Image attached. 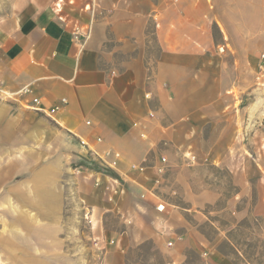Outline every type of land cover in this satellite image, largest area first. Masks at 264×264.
<instances>
[{"label":"crops","instance_id":"0c3cea01","mask_svg":"<svg viewBox=\"0 0 264 264\" xmlns=\"http://www.w3.org/2000/svg\"><path fill=\"white\" fill-rule=\"evenodd\" d=\"M263 47L264 0H61L43 16L0 19V96L18 105L37 98L38 108L54 109V121L84 148L106 162L118 154V181L153 212L148 235L165 264H264L246 259L231 236L247 220L264 232V195L256 190L249 200L264 178H250L242 148L239 163L218 158L210 165L226 167L235 187L222 200L190 160L228 150L189 147L185 127L171 123L185 115L199 122L201 109L221 106L218 75L232 72V59ZM204 75L212 81L202 82ZM202 91L214 99L204 100ZM159 136L176 145L161 153V174ZM113 208L121 216L138 212L118 201Z\"/></svg>","mask_w":264,"mask_h":264},{"label":"rangeland","instance_id":"374dc122","mask_svg":"<svg viewBox=\"0 0 264 264\" xmlns=\"http://www.w3.org/2000/svg\"><path fill=\"white\" fill-rule=\"evenodd\" d=\"M60 1L0 0V19L12 14L43 16L55 12ZM258 52L248 59H232V72L218 75L225 88L217 92L221 106L201 109L199 122L188 115L171 122L185 127L189 147L228 150L227 155L202 154L190 160L200 163L202 183L217 185L222 200L235 187L226 167L210 165L218 158L239 163L237 151L242 148L250 178H264V72L257 65ZM200 78L212 81L211 75ZM213 93L202 91L201 96L210 101ZM83 145L33 102L18 105L12 96H0V264L166 263V254L148 235L153 212L118 181L114 165ZM175 146L159 136L154 148L161 158ZM256 190L264 195L263 186L253 185L250 204ZM115 201L138 212L121 216L113 208ZM110 204L113 210H106ZM203 229L209 233L206 226ZM231 236L242 243L246 259L264 263V232L258 221L243 222Z\"/></svg>","mask_w":264,"mask_h":264},{"label":"built area","instance_id":"2783aa9c","mask_svg":"<svg viewBox=\"0 0 264 264\" xmlns=\"http://www.w3.org/2000/svg\"><path fill=\"white\" fill-rule=\"evenodd\" d=\"M257 59H258L257 65H258L259 70L262 71V72H264V48L258 52ZM32 102L34 103V105H35V107L37 109H40V108H38V99L37 98H33L32 99ZM43 111H45V110H43ZM53 111H54V109H51L49 112H47V111H45V112H47V114H49L52 117V112ZM141 136L143 137L144 134L141 133ZM81 143L84 144L83 141H81ZM93 153H95L96 155H98L95 151H93ZM99 157L101 159H103L101 156H99ZM115 157L117 158L118 157V154H116V153L114 154V159L111 162L108 163L109 165H115V161H116V158ZM160 161H161L160 164L155 167L156 172L159 173V174H161V173H163L165 171L166 158L164 156H162L160 158ZM160 207L161 206L159 205L157 208L160 209Z\"/></svg>","mask_w":264,"mask_h":264}]
</instances>
